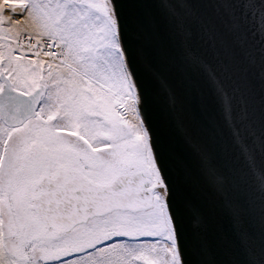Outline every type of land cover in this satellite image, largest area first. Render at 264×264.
Here are the masks:
<instances>
[{
	"label": "snow or ice",
	"instance_id": "6c2138e0",
	"mask_svg": "<svg viewBox=\"0 0 264 264\" xmlns=\"http://www.w3.org/2000/svg\"><path fill=\"white\" fill-rule=\"evenodd\" d=\"M0 264H264V0H0Z\"/></svg>",
	"mask_w": 264,
	"mask_h": 264
},
{
	"label": "water",
	"instance_id": "95a60500",
	"mask_svg": "<svg viewBox=\"0 0 264 264\" xmlns=\"http://www.w3.org/2000/svg\"><path fill=\"white\" fill-rule=\"evenodd\" d=\"M199 86L202 89L204 95L196 101L197 111L198 113H202L207 116L208 119H212L215 116V112L210 93L202 82H200Z\"/></svg>",
	"mask_w": 264,
	"mask_h": 264
}]
</instances>
